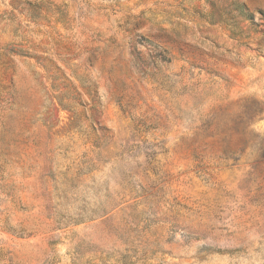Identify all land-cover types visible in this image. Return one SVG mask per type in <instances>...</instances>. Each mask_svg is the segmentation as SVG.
<instances>
[{
	"label": "rangeland",
	"instance_id": "1",
	"mask_svg": "<svg viewBox=\"0 0 264 264\" xmlns=\"http://www.w3.org/2000/svg\"><path fill=\"white\" fill-rule=\"evenodd\" d=\"M0 264H264V0H0Z\"/></svg>",
	"mask_w": 264,
	"mask_h": 264
}]
</instances>
